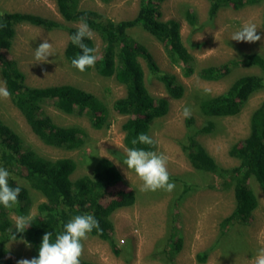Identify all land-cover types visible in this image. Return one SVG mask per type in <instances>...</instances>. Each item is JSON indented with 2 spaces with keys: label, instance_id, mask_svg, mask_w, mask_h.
Returning a JSON list of instances; mask_svg holds the SVG:
<instances>
[{
  "label": "rangeland",
  "instance_id": "obj_1",
  "mask_svg": "<svg viewBox=\"0 0 264 264\" xmlns=\"http://www.w3.org/2000/svg\"><path fill=\"white\" fill-rule=\"evenodd\" d=\"M79 6L118 22L136 16L139 0H80ZM208 8V0H164L160 5L162 20L174 19L179 22L181 40L194 58L196 71L237 63L246 54H258L264 59V0H257L239 9L221 7L212 18L208 15ZM186 11L195 14V25L185 20ZM0 12L31 13L53 19L63 27H77L79 24L63 21L51 0H0ZM246 22L257 25V34L261 39L255 43L231 40V35ZM92 33L95 55L98 56L102 42L95 32ZM129 33L148 48L162 72L175 75L184 87L183 97L170 100L168 113L155 120L150 127V134L156 143L154 151L167 157L170 182L175 184L173 191H140L141 181L134 171L123 164L126 147L123 145L121 125L126 117L112 110L113 102L124 96V87L114 78L100 77L94 70L79 72L73 69L63 54L68 41L64 29L48 31L41 27L19 25L4 58L16 63L25 76L27 86L70 84L92 93L105 103L109 111L105 125L94 129L86 117L66 115L50 104L44 105L43 112L56 125L78 127L83 132L82 144L78 149L64 150L44 145L30 131L10 99H0V120L20 136L25 146L31 147L42 157L53 160L72 159L76 165L70 173L71 180L91 173V158L105 157L121 174L120 185L134 191L135 203L115 211L111 216V236L120 254L116 256L112 253L109 241L89 235L82 242V261L90 264H252L258 249L264 247V191L256 181L250 179L248 184L258 201L256 209L247 224L236 223L221 233V221L234 208L232 189L221 186L215 176L193 169L184 146L193 139L205 148L218 165L224 168L238 165V160L229 155V150L248 135L251 113L264 101V86L231 117L208 119L201 115L199 102L224 92L240 76L253 74L264 79V67L231 64L230 71L216 81L200 79L196 73L184 77L181 68L169 62L162 44L154 37L140 27L132 28ZM44 39L52 44L54 54L47 58L49 62L37 63L34 51ZM140 63L150 95L165 97L163 85L148 71L142 60ZM0 82H3L1 66ZM185 107L191 110L190 128L186 125L187 118L182 115ZM208 121L214 125L213 129L196 134L207 126ZM192 135L195 136L191 139ZM16 180L28 186L22 179ZM183 183L189 189L180 197ZM29 191L32 201L29 214L35 216L37 204L44 199L33 189ZM15 216L13 213L9 215L14 226ZM179 240V252L169 257L161 253L167 242L175 243ZM20 241L6 243L7 260L12 264H17L20 259H30L31 246L26 247ZM203 252L207 253L206 261L198 263L196 255Z\"/></svg>",
  "mask_w": 264,
  "mask_h": 264
},
{
  "label": "trees",
  "instance_id": "obj_2",
  "mask_svg": "<svg viewBox=\"0 0 264 264\" xmlns=\"http://www.w3.org/2000/svg\"><path fill=\"white\" fill-rule=\"evenodd\" d=\"M51 1L54 2L63 21L75 24L84 17L91 31L100 38L102 47L95 66L87 68L86 71L94 70L100 77L114 78L124 87V96L113 102L112 110L126 117L121 125L124 134L123 145L126 149L137 147L154 151L156 143L154 147L139 143L133 146L131 141L140 133L152 138L151 124L168 113L170 100L181 99L184 95V87L175 75L162 72L148 48L130 35L129 30L132 28H142L161 43L169 62L181 68L184 77L196 73L200 79L216 81L230 71L231 64L264 67V59L260 55L246 54L237 63H226L219 67H206L196 71L194 58L181 40L179 22L174 19H161L160 5L164 0H139L136 16L118 22L106 19L96 11L81 9L80 0ZM208 2V15L212 18L221 7L232 6L239 9L257 0H208ZM195 19L193 12H185L188 24L195 25ZM0 23L6 24V27H0L1 76L11 92L12 105L19 111L30 131L44 145L64 150L78 149L82 144L83 132L78 127L56 125L43 112V106L50 104L63 114L86 117L92 128L100 129L108 119L109 111L105 103L92 93L70 84L27 86L25 76L17 68L16 63L4 58V54L11 48L17 26L29 25L48 31L61 28L66 30L68 35L63 54L71 66V60L81 54V50L69 39L77 31V27H63L53 19L22 12H0ZM84 42L94 48L92 39L85 38ZM140 60L163 85L165 97L150 95L145 85ZM263 86L264 79L261 76L253 74L240 76L224 92L202 99L199 102V111L208 119L235 116L243 104ZM191 123L192 118H187L188 128ZM213 126L212 122L208 121L207 126L202 127L196 134L210 132ZM193 136L195 135L190 136L191 139ZM184 149L193 169L215 176L220 180L221 186L232 189L234 208L221 221V233L236 223L247 224L258 205L257 197L248 181L253 179L264 191V101L251 113L248 135L229 150V155L238 160V165L230 168L218 165L205 148L193 139L184 146ZM90 162L89 175L71 180L70 173L76 165L72 159L53 160L42 157L31 147L25 146L20 136L0 120V167L9 171L10 186L21 188L18 205L11 209L0 206V264H12L7 260L6 243L11 241L10 236L15 232V226L9 215L29 214L32 205L29 189L38 192L44 199L36 206L32 225L24 233H16L17 240L29 242L30 259L38 255L39 245L45 233H53L55 239L56 234L62 232L64 223L78 214L94 215L102 232L94 229L89 235L109 241L112 253L116 256L120 254L111 236L113 232L111 216L120 208L132 206L136 195L134 191L124 189L120 185L122 176L109 159L94 157ZM15 177L25 181L28 186L20 184ZM188 189L187 184H184L180 197L186 194ZM171 238L172 236L169 239ZM180 249V240L175 243L167 242L161 253L169 257ZM206 257V252L199 253L196 260L198 263H205ZM80 261L81 264H90L81 259Z\"/></svg>",
  "mask_w": 264,
  "mask_h": 264
},
{
  "label": "clouds",
  "instance_id": "obj_3",
  "mask_svg": "<svg viewBox=\"0 0 264 264\" xmlns=\"http://www.w3.org/2000/svg\"><path fill=\"white\" fill-rule=\"evenodd\" d=\"M0 27H6V24L0 23ZM85 38L92 39L93 33L84 17L80 18L77 31L69 39L72 44L81 50L71 60V66L79 72L86 71L87 68L95 66L97 56L94 54L96 49L89 47ZM261 36L257 34V25L252 22L244 23L241 28L231 35V40L237 42L255 43ZM214 50V49H213ZM53 46L48 39H44L34 51V59L37 63H47L48 57L53 56ZM11 92L8 90L6 82H0V99L8 100ZM182 115L190 118L191 110L187 107L183 109ZM154 147L155 141L147 134L140 133L132 139L133 146L137 144ZM126 157L123 164L127 169L135 172L141 181L140 191L164 190L171 192L175 184L170 182V174L167 168V157L156 151L146 150L145 148L131 147L126 150ZM10 173L7 169L0 167V206L5 209H11L19 204V195L21 188L12 187L9 184ZM33 214L18 215L13 217L15 232L11 233V241L17 240L16 233H24L32 225ZM102 232L99 227V221L92 214H78L73 216L63 225L62 232L56 234L53 239V233H45L39 245L38 255L31 259H20L17 264H81L80 258L83 254V241L88 239L89 234L94 230ZM26 247H30L29 242L21 239ZM252 264H264V247L258 249Z\"/></svg>",
  "mask_w": 264,
  "mask_h": 264
},
{
  "label": "bare ground",
  "instance_id": "obj_4",
  "mask_svg": "<svg viewBox=\"0 0 264 264\" xmlns=\"http://www.w3.org/2000/svg\"><path fill=\"white\" fill-rule=\"evenodd\" d=\"M121 209V208H120ZM245 225V224H244Z\"/></svg>",
  "mask_w": 264,
  "mask_h": 264
}]
</instances>
